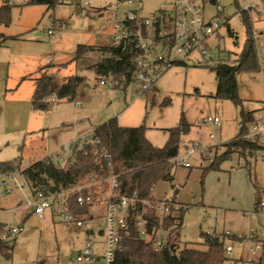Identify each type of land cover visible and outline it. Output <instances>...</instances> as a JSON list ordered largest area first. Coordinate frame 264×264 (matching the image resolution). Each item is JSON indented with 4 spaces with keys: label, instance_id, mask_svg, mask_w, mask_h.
Masks as SVG:
<instances>
[{
    "label": "rangeland",
    "instance_id": "obj_1",
    "mask_svg": "<svg viewBox=\"0 0 264 264\" xmlns=\"http://www.w3.org/2000/svg\"><path fill=\"white\" fill-rule=\"evenodd\" d=\"M87 1L62 0L54 7L30 4V0L8 2L11 21L8 25L0 22V162L21 157V167L26 168L49 157L65 166L72 157V146H80L87 136L92 138L94 127L113 118L121 126L144 127L148 139L163 147L169 130L185 120L190 131L181 138L180 156L186 152L185 145L195 139L213 146L208 156L187 157L188 168L175 164L173 180L157 184L155 196L166 197L184 209L182 246L204 249L203 234H217L224 236L225 247L233 246L227 254L228 264H258L256 259L264 252V216L254 207L259 190L264 188V150L246 159L233 153L219 168L211 165L216 155L226 150L224 145L239 135L243 112L252 111L255 117L261 114L264 0H218L227 23L209 38L210 56L193 52L184 64H175L158 77L144 96L134 84L105 87L92 67L100 61L97 45L112 43V9L116 4L119 13L134 9L139 0H129L128 5L120 0ZM142 1L140 18L170 11L173 0ZM2 4L0 0V7ZM215 12L214 5L206 8L208 16ZM164 27L168 32L173 29L169 21ZM251 31L259 70L237 72L240 103L217 98L214 68L218 63L238 64ZM79 45L88 47L87 55L75 60ZM68 74L82 77L75 100L50 94L46 101L52 112L48 113V108L34 110V81L23 78L52 76L57 86ZM210 115L219 116L221 126L204 124ZM250 125L246 122V128ZM211 132L214 140L207 139ZM18 184H24V189H18ZM29 199L33 193L19 172L0 179V222L6 230L11 225L23 229L6 240L13 252L11 257L0 255V264H71L87 240L93 242L95 252L103 250V203L86 216L92 234L87 228L63 222L52 208L43 218L32 215Z\"/></svg>",
    "mask_w": 264,
    "mask_h": 264
},
{
    "label": "trees",
    "instance_id": "obj_2",
    "mask_svg": "<svg viewBox=\"0 0 264 264\" xmlns=\"http://www.w3.org/2000/svg\"><path fill=\"white\" fill-rule=\"evenodd\" d=\"M1 1L3 4L0 7V22L8 25L11 21L9 0ZM60 2L62 0H30L29 3L54 7ZM86 51H88L86 45H79L75 60L83 58ZM96 51H103L106 54L104 59L92 64L98 76L113 74L125 85L131 83L134 69V52L131 44H128L125 49L122 45L117 47L104 45ZM214 70L218 81L216 97L230 98L236 103H240L237 72L259 70L252 31L241 53L239 63H218ZM32 79L35 81V89L31 98L34 110L47 109L46 99L50 94L55 95L58 99L75 100L78 87L82 82V78L76 74L67 75L63 82L57 86H54L52 76H39ZM254 119L252 111L243 112L239 135L224 145L226 150L221 155H216L211 168H219L220 164L233 153H238L246 159L264 149L259 144L240 137L247 130L246 122H252ZM189 131L190 125L182 120L177 127L169 130L170 136L166 144L163 147H157L146 136L144 127L121 126L117 119L113 118L94 127L92 136L99 139L100 143L74 145L72 157L65 166L58 165L51 158L45 157L22 168L21 157H18L0 162V177L19 172L33 194L38 189L47 193H58L78 185L91 174L105 175L107 160L102 157V153L107 150L111 154L114 172L119 175V191L128 194L137 192L140 196L141 210L142 201H151L156 198L157 184L173 180V166L170 159L179 154L181 138ZM68 208L77 214L88 212V208L80 206L75 197L68 200ZM148 216L151 221L148 229L151 231L154 227H158L159 219L153 211H148ZM183 216L184 209L178 207L177 209L173 208L172 213L166 217L165 228L169 235L167 244L161 251H155L151 242L139 236L132 222L131 233L125 238L126 247L117 253L113 264H228L229 258L225 252L224 236L204 233V249L189 247L186 244L181 245ZM5 230V226L0 224V234ZM12 249L13 246L0 239V255L11 257ZM258 263L264 264V257H261Z\"/></svg>",
    "mask_w": 264,
    "mask_h": 264
},
{
    "label": "built area",
    "instance_id": "obj_3",
    "mask_svg": "<svg viewBox=\"0 0 264 264\" xmlns=\"http://www.w3.org/2000/svg\"><path fill=\"white\" fill-rule=\"evenodd\" d=\"M122 4H130L129 0H120ZM11 3V0H9ZM90 4V0L86 2ZM214 5L215 14L208 16L206 8ZM264 5V3H263ZM143 8V1L136 2V8L125 9L118 12V4L112 9L113 32L112 47L122 45L125 49L131 44L134 52V69L130 84H134L139 94L144 96L151 90L152 85L170 67L178 63H185L186 58L193 52L199 51L203 56H210L208 40L218 32L219 28L227 23L224 7L218 0H173L170 11H162L157 16L140 18L139 12ZM169 21L173 29L165 30ZM64 26L65 23L61 22ZM50 34L54 30H49ZM104 45H97L98 48ZM99 52V58L104 59L106 54ZM100 84L108 88H116L125 84L113 74L99 76ZM54 100V97H53ZM75 105L79 103L75 101ZM261 114L256 117L240 136L247 141L259 144L264 148V100L261 102ZM51 113V109H47ZM204 124L221 126V118L210 115ZM200 125V122H196ZM207 139L214 140L215 134L209 133ZM99 144L100 140L93 136H87L80 144ZM213 145H206L200 139L190 141L185 145L186 152L183 156L178 154L170 159L172 166L181 165L190 167L187 157L196 154L208 156ZM73 147V146H72ZM264 150V149H263ZM102 157L107 160V172L103 176L91 174L78 185L60 191L58 193H47L38 189L33 194V199L28 204L34 206V213L43 218L47 209H53L55 213L61 214V220L65 223H73L76 228H87L94 234L92 228L88 227L86 216L92 215V211L103 203L105 227L101 231L104 235L103 250L95 252L93 242L87 240L84 246L76 253L71 264H113L118 252L125 249V238L130 235L132 222L138 235L151 242L155 251H161L168 241V231L165 228L166 217L172 213L173 204L167 198H155L151 201H142L140 210V196L137 192L132 194L121 193L119 175L114 172L111 154L104 150ZM18 189L23 190L24 184H18ZM104 187V190H103ZM76 198L80 206H86L88 212L77 214L68 208V200ZM102 207V206H101ZM255 211L264 216V188L260 189L255 200ZM148 211L155 212L159 219L158 227L151 231L148 225ZM92 218V217H90ZM21 226L11 225L8 230L0 234V239L6 241L8 238L20 233ZM243 236H239L241 238ZM233 246L225 247L226 254H231Z\"/></svg>",
    "mask_w": 264,
    "mask_h": 264
},
{
    "label": "crops",
    "instance_id": "obj_4",
    "mask_svg": "<svg viewBox=\"0 0 264 264\" xmlns=\"http://www.w3.org/2000/svg\"><path fill=\"white\" fill-rule=\"evenodd\" d=\"M86 55H87V54H85L84 57H85ZM84 57H83V58H84ZM81 59H82V58H81ZM94 64H95V63H94ZM90 67H91V66H90ZM57 68H58V67H57ZM59 69H60V68H58L57 70H59ZM68 75H70V74H68ZM76 75H78V74H76ZM66 76H67V75H66ZM66 76H65V77H66ZM78 76H79V75H78ZM36 77H39V76H36ZM65 77H64V78H65ZM80 77H81V76H80ZM27 78H28V79H32V78H34V77H31V76H28V77H27V76H26V79H27ZM81 78H82V77H81ZM23 80H24V78H23ZM32 80H33V79H32ZM33 81H34V80H33ZM34 89H35V81H34ZM33 92H34V91H33ZM32 94H33V93H32ZM31 98H32V95H31ZM31 105H32V104H31ZM256 116H257V115H256ZM254 117H255V114H254ZM255 118H256V117H255ZM149 140H150V139H149ZM42 159H43V158H42ZM4 177H6V176H1L0 179H1V178H4ZM3 182H5V181H3ZM156 198H159V199H160V198H166V197H161V196L158 197V196H156ZM29 205H30V204H29ZM30 206H32V208H33L32 211H31L32 215L37 216V215L34 213V206H33V205H30ZM53 212H54V211H53ZM0 213H1V211H0ZM54 213H55V212H54ZM37 217H38V216H37ZM38 218H39V217H38ZM0 224L4 225V223H1V222H0ZM21 227H22V226H21ZM22 230H23V229H22ZM12 250H13V249H12ZM12 252H13V251H12ZM261 257H264V252H262V253L259 254V257L256 259V263H258V261H259V259H260ZM71 262H72V261H71ZM99 263H101V262H99ZM34 264H43V261H40V262H37V263H34ZM258 264H259V263H258Z\"/></svg>",
    "mask_w": 264,
    "mask_h": 264
}]
</instances>
